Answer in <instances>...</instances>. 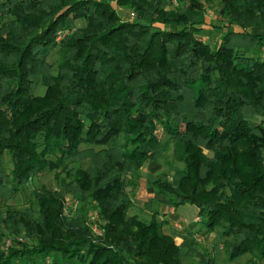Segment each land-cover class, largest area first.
<instances>
[{
	"label": "trees",
	"instance_id": "1",
	"mask_svg": "<svg viewBox=\"0 0 264 264\" xmlns=\"http://www.w3.org/2000/svg\"><path fill=\"white\" fill-rule=\"evenodd\" d=\"M211 1H0V200L67 179L0 209V264H216L194 232L177 245L154 213L129 214L152 162L171 172L155 193L220 229L229 263L264 264V0H217L213 47L200 38Z\"/></svg>",
	"mask_w": 264,
	"mask_h": 264
},
{
	"label": "rangeland",
	"instance_id": "2",
	"mask_svg": "<svg viewBox=\"0 0 264 264\" xmlns=\"http://www.w3.org/2000/svg\"><path fill=\"white\" fill-rule=\"evenodd\" d=\"M1 1V0H0ZM168 2V6L175 7V5H172L171 0H166ZM206 7V14H205V21L206 25L210 26V24H221V20L216 15V10L218 8V1L213 0L209 3H205ZM205 25V34H203L200 38L206 42L207 44H210L212 47L219 41V37L221 34L214 30H209V28H206ZM81 27V23L78 21L75 24V28ZM255 34H262L264 35V28L257 29L252 31ZM262 53H264L262 51ZM57 58V55L54 54L51 56V58L48 60L49 63H52ZM258 123V122H256ZM160 132V131H159ZM158 132V133H159ZM160 165V164H158ZM82 170L87 169L88 162H82L79 166ZM162 168L160 172L154 176V178H165L170 179L171 172L167 168L160 165ZM145 168V167H144ZM144 171H142V175L144 176ZM142 176V177H143ZM67 184V179L61 176V178L58 181H55L53 179L52 173L47 174L45 177L40 179H32L31 182L27 185L25 189H22L19 193L17 199L15 201H10L8 203H4L2 200H0V209L2 212H5L6 209H12V210H18L23 211L27 208L29 202L31 201L30 198V192L39 187H45L50 190H58L59 192H63ZM79 207L78 201L72 199L70 196L65 195L63 199V216L66 218H72L76 212V210ZM176 215H181L182 217H185L187 220H189V224L192 227V231L195 233L194 235V241L197 244L198 248L202 252H209L213 257L216 259V264H249V260L251 259V256L246 255L243 258H240L236 260L234 263H229L227 261V256L225 253V240L220 237V229H216L211 234H205L202 226L200 225L199 219H196V209L194 207L185 205L176 211ZM129 214H138L142 219L148 221L149 214L145 212V210H142L140 207H135L132 209ZM85 225L89 228L91 234L93 237H100L101 234H98V231H96L93 226H98L99 219L97 212L94 210V204L90 203L86 214H85ZM183 222V221H179ZM185 224V223H184ZM19 244H24L28 242V239L22 234V236L17 237L15 240ZM15 241L8 240L7 242H10L9 246L6 245V247H10L11 245L15 244ZM7 244V243H6ZM75 262V261H74ZM68 264V263H66Z\"/></svg>",
	"mask_w": 264,
	"mask_h": 264
},
{
	"label": "crops",
	"instance_id": "3",
	"mask_svg": "<svg viewBox=\"0 0 264 264\" xmlns=\"http://www.w3.org/2000/svg\"><path fill=\"white\" fill-rule=\"evenodd\" d=\"M208 27L209 25L206 28ZM221 33L223 32H219V34ZM161 169L162 168L160 165L155 162L146 165L145 168L142 169V171H144V176L142 179H140L139 188L135 193V205L142 209V205L144 203L150 202L151 211L145 209V212L149 214V218L154 213L156 215V220L163 223V232L173 238L175 243L179 245L182 243L186 233L193 232V229L189 224V220H187L185 217H182L181 215H176L178 208H171L167 201L157 195L152 188L150 181L155 179L154 176L157 175ZM197 219L198 218L196 217L195 221ZM180 220L183 222H179Z\"/></svg>",
	"mask_w": 264,
	"mask_h": 264
},
{
	"label": "built area",
	"instance_id": "4",
	"mask_svg": "<svg viewBox=\"0 0 264 264\" xmlns=\"http://www.w3.org/2000/svg\"><path fill=\"white\" fill-rule=\"evenodd\" d=\"M171 3H172V5H175L176 4V0H171ZM134 17V15L133 14H131V18H133ZM93 228L96 230V231H98V234H101V231L99 230V228H98V226H93ZM9 244H10V242H7V246H9Z\"/></svg>",
	"mask_w": 264,
	"mask_h": 264
}]
</instances>
